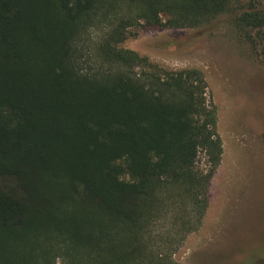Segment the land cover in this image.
<instances>
[{
  "label": "trees",
  "instance_id": "trees-1",
  "mask_svg": "<svg viewBox=\"0 0 264 264\" xmlns=\"http://www.w3.org/2000/svg\"><path fill=\"white\" fill-rule=\"evenodd\" d=\"M221 15L264 29L243 0H0V264H174L208 208L216 113L201 71L121 45Z\"/></svg>",
  "mask_w": 264,
  "mask_h": 264
},
{
  "label": "rangeland",
  "instance_id": "rangeland-1",
  "mask_svg": "<svg viewBox=\"0 0 264 264\" xmlns=\"http://www.w3.org/2000/svg\"><path fill=\"white\" fill-rule=\"evenodd\" d=\"M243 1L264 10V0ZM130 32L122 48L170 70L202 72L221 140L206 213L196 231L171 244V260L264 264V29L250 40L233 16L221 15L197 29L142 25ZM199 167L205 168L203 156Z\"/></svg>",
  "mask_w": 264,
  "mask_h": 264
}]
</instances>
